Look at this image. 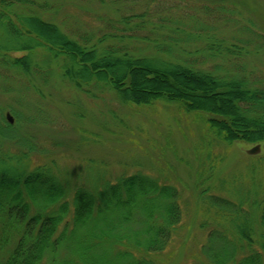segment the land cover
<instances>
[{
	"label": "trees",
	"instance_id": "trees-1",
	"mask_svg": "<svg viewBox=\"0 0 264 264\" xmlns=\"http://www.w3.org/2000/svg\"><path fill=\"white\" fill-rule=\"evenodd\" d=\"M50 1L0 0V81L11 83L2 90L28 94L55 76L92 97L110 92L121 106L161 101L204 115L224 148L264 147V83L249 68L250 55L264 60L259 11L244 14L229 0H67L98 5L95 26L72 14L57 24ZM15 101L11 124L0 110V264H158L154 256L181 231L186 195L204 234L190 264H264L254 165L250 181H224L222 194L209 182L225 155L209 147L186 195L177 177L141 168L111 177L102 163L75 183L71 172L33 160L43 149L25 129L41 113L24 115L28 104ZM249 158L263 171L264 153Z\"/></svg>",
	"mask_w": 264,
	"mask_h": 264
},
{
	"label": "rangeland",
	"instance_id": "rangeland-1",
	"mask_svg": "<svg viewBox=\"0 0 264 264\" xmlns=\"http://www.w3.org/2000/svg\"><path fill=\"white\" fill-rule=\"evenodd\" d=\"M53 1L58 2L57 11L52 17L57 24L72 14L81 15L90 25L93 23L96 26L94 16L101 12L98 5L85 7L90 4H70L67 0ZM158 1L169 4L174 2ZM229 1L242 3L243 6H240L244 14L251 15L259 11L264 29V0ZM89 9L90 14H81ZM12 55L20 56L22 53ZM249 58V68L258 71L264 83V60L251 55ZM11 76L15 79L21 78L15 73ZM0 83L3 84L4 81ZM7 85L11 83L5 82L2 87ZM34 86L37 89L30 90L28 94L10 89L6 91L0 87L2 116L4 117L9 108L18 109L15 101L17 97L28 104L22 106L24 115L31 117L36 107L41 113L42 122L25 127V131H29V135L34 137L32 144L37 149H43V153L32 152L33 160L51 163L58 170L71 172L75 183L79 182L76 177L88 178L90 167L94 168L102 163L111 177L121 172L129 174L140 168L153 174L161 173L173 181L177 177L182 184L178 185L184 189L186 195L188 189L185 186H193L195 173L199 165L204 163L208 149H211L212 153L225 155L209 182L218 193L224 192V181L236 177L250 181L252 175L247 174L249 165L256 167L253 178L264 190V169L259 171L256 162L249 158L251 155L245 153L246 149L254 145L236 142L231 147L224 148L216 142L212 134L208 136L202 122L204 115L183 114L176 104L161 101L151 107L121 106L110 92L92 97L55 76L48 84L35 83ZM36 115L39 116V112ZM261 153H264L263 145ZM185 201L181 231L166 252L154 256L158 264H190L199 255L204 234L198 228V214L193 196L186 195Z\"/></svg>",
	"mask_w": 264,
	"mask_h": 264
},
{
	"label": "water",
	"instance_id": "water-1",
	"mask_svg": "<svg viewBox=\"0 0 264 264\" xmlns=\"http://www.w3.org/2000/svg\"><path fill=\"white\" fill-rule=\"evenodd\" d=\"M5 119L11 124L13 122V119L12 117L10 116L9 113H6L5 115ZM245 153L247 155H257V154H260L261 153V144H256L254 146H252L251 148L249 149H246L245 150Z\"/></svg>",
	"mask_w": 264,
	"mask_h": 264
}]
</instances>
